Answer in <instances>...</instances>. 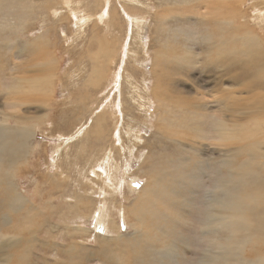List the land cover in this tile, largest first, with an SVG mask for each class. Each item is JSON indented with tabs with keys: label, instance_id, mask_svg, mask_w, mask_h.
<instances>
[{
	"label": "rangeland",
	"instance_id": "rangeland-1",
	"mask_svg": "<svg viewBox=\"0 0 264 264\" xmlns=\"http://www.w3.org/2000/svg\"><path fill=\"white\" fill-rule=\"evenodd\" d=\"M218 15L240 27L224 33ZM211 31L231 38L228 56L247 32L264 40V0H0L2 138L34 133L28 149L0 154V264H200L219 258L217 244L237 249L226 264H264V229L246 236L242 213L205 232L218 215L209 197L264 223V73L252 89L232 82ZM31 78L47 96L16 104ZM242 132L252 138L226 142Z\"/></svg>",
	"mask_w": 264,
	"mask_h": 264
},
{
	"label": "bare ground",
	"instance_id": "bare-ground-1",
	"mask_svg": "<svg viewBox=\"0 0 264 264\" xmlns=\"http://www.w3.org/2000/svg\"><path fill=\"white\" fill-rule=\"evenodd\" d=\"M239 5V8H242V5H240V4H238ZM221 8V9H220ZM236 8L237 7H232V12H229L230 13V16H232L234 19H236L237 18V21H241L244 17H243V15H244V13H240L238 10H239V8H237V10H236ZM256 9V8H255ZM222 10H223V8L222 7H219V6H214L213 7V14L214 15H217L218 13H220L221 12V14H223V12H222ZM257 10H258V8H257ZM130 15V14H129ZM141 16V15H140ZM139 16V17H140ZM221 19L220 20H215L214 21V23H215V26L217 27V28H219V29H221V30H223V32L225 33L229 28H231V27H236V26H239L240 27V24H236V22L235 21H232V20H227L226 18H224V15H218ZM263 16V15H262ZM261 17V16H260ZM259 19V18H258ZM252 20V19H251ZM255 20V19H254ZM87 21L88 20H83L82 21V24L81 25H84V24H86L87 23ZM134 21L136 22V23H138V24H140V20H139V18L138 17H136V18H134ZM133 22V21H132ZM142 24V23H141ZM224 24H226V26H224ZM133 27H134V25H133ZM246 28V27H245ZM112 29V28H111ZM113 30V29H112ZM230 30V29H229ZM239 30V29H238ZM246 30V29H245ZM248 31V30H247ZM251 31V30H250ZM221 33V32H220ZM219 33V34H220ZM256 33V32H255ZM259 34V33H258ZM218 36V34H216L215 33V31H211V33L209 34V39L207 40L208 41V44H209V46H210V50L213 52V51H216L217 52V55L219 56V58L216 60V65L217 66H219L220 67V65H219V63H220V58L221 57H223V59L225 60V62H224V64H221V67H222V65H223V67H225V74H226V76L227 75H230V77H228V78H231L233 81L232 82H234L235 84H238L239 83V81L243 78V77H245V79L247 80V82H250V83H252V85L251 86H249L250 88L253 86V83H255L254 82V80H256V79H259V77L261 76V74L262 73H264V72H262L261 71V73H260V70H263L264 71V40L263 39H260V37H258L257 35H255L254 34V32L252 33V32H247V34H246V38H248L249 39V41H244V42H242L241 43V48L240 49H238L239 51H233L232 52V56H228L226 53H223V50L226 48V47H230V45L232 44V42H230L229 44H227L226 42L229 40L230 41V39H227V41H225V39L224 38H221V39H216V37ZM262 36V35H261ZM263 38H264V36H263ZM232 47V46H231ZM235 47H237L236 46V44H235ZM231 49V48H230ZM235 49V48H234ZM233 49V50H234ZM243 50H245V51H247L248 52V54L245 56L243 53H242V51ZM225 51V50H224ZM230 52V51H229ZM130 53V52H129ZM231 53V52H230ZM132 56V55H131ZM39 57V56H38ZM37 58V57H36ZM45 60V59H44ZM159 61V60H158ZM157 63V62H156ZM44 65H46V64H44ZM157 65V64H156ZM220 67V68H221ZM242 68H244L243 70H242ZM223 71H224V69H222ZM239 71H242V74H239L238 72ZM155 72V71H154ZM39 73V72H38ZM104 75H103V74ZM101 73V75H100V77H99V80H98V82H93L94 83V85H96V86H100L101 85V83L102 82H104V81H102V80H105V73L104 72H102ZM107 74V73H106ZM158 74H159V72H158ZM36 76V75H35ZM159 75H157V74H155V77L158 79L159 77H158ZM223 75H219V77L220 78H222V79H224V77H222ZM95 78V77H94ZM117 78V77H116ZM261 78V77H260ZM93 80V79H92ZM116 80V79H115ZM114 80V81H115ZM158 80H160V78L158 79ZM158 80H156V81H158ZM164 80V79H163ZM253 80V82H251ZM29 81V80H28ZM101 81V82H100ZM113 81V82H114ZM161 81V80H160ZM25 82H27V81H24L23 82V84L25 83ZM243 82H244V79H243ZM91 83V82H90ZM92 83V84H93ZM160 83H162V82H160ZM160 83H159V85H160ZM30 84H31V86H30ZM30 84H29V86H27L26 88H28L27 90H25L24 92L22 91L23 89L21 88H19L18 90H20V93H19V97H17V96H15V99L13 100V101H15L16 102V104H18L17 102H22V101H27V99L29 100V98H27L26 97V94L28 93V94H30V93H35L36 95H38L39 97H41V99L42 98H45V96H47V94L45 93V91H43V89L44 88H40L41 87V85H40V83H38V81L37 82H35L34 81V79L33 78H31V80H30ZM157 84H158V82H157ZM93 85V86H94ZM162 85H164V84H162ZM242 85V84H241ZM248 85H250V84H248ZM254 85H256V84H254ZM260 85H261V83H260ZM264 85V84H263ZM95 87V86H94ZM264 87V86H263ZM173 88V87H172ZM249 88V89H250ZM256 88H258V87H256ZM260 88H262V86H260ZM259 88V89H260ZM96 89V88H95ZM177 89V88H176ZM252 89V88H251ZM263 89V88H262ZM174 90V89H173ZM159 91V90H158ZM256 91V90H255ZM87 92V91H86ZM154 92H156L157 93V91H154ZM181 92V91H180ZM41 93H43V96H42V94ZM90 93V92H89ZM159 94V93H158ZM18 95V94H17ZM36 95H34V97H37ZM161 95H163V94H161ZM82 96H83V98H82ZM81 96V98L82 99H84V98H86L87 99V95L86 94H84V95H82ZM159 97H160V95H159ZM162 97V96H161ZM169 97V96H168ZM177 97H179L178 95H177ZM33 98V97H32ZM48 98V97H47ZM164 98V97H163ZM161 99V98H160ZM34 100V98L32 99V101ZM85 101V100H84ZM164 101V100H163ZM169 101V100H168ZM172 101V100H171ZM176 101V100H175ZM174 101V102H175ZM31 102V101H30ZM166 102V101H165ZM181 102H182V100H181ZM27 103H28V101H27ZM169 103V105H170V102H168ZM176 103V102H175ZM178 103H179V100H178ZM30 104V103H29ZM177 104V103H176ZM184 104H185V102H184ZM117 105V104H116ZM186 105V104H185ZM189 105V104H188ZM178 107L180 108V106L178 105ZM18 109V108H17ZM112 109V107L110 108V110ZM110 112V111H109ZM114 113V112H113ZM100 114V113H99ZM115 114V113H114ZM113 114V115H114ZM6 115V114H5ZM97 116V115H96ZM115 116V115H114ZM129 116V115H128ZM11 116H5V119L1 122V123H3L2 125H0V154L2 153V152H5V151H7L10 155H13V154H15V153H19V152H21V151H23V150H26V149H28V139H30L32 136H33V131L32 130H30V129H33V128H31V127H24V128H20V130L19 131H25V132H23V133H21V132H18V134H17V136L14 138V141H13V143H8L5 139H3L2 137H3V132L4 131H9L10 129H11V127H10V121H9V118H10ZM17 118H19V117H17ZM20 119V118H19ZM248 119V118H247ZM97 120H98V118H97ZM93 121H94V119H93ZM223 122V121H222ZM221 121H220V126H221V128H222V130L223 131H221V135H222V133L224 132V133H227V129L225 128V127H223L224 126V124L222 123ZM96 123V122H95ZM104 123V122H103ZM161 123V122H160ZM159 123V124H160ZM5 124V125H4ZM263 124H264V122H263ZM101 125H102V123H101ZM180 125V124H179ZM100 127V126H99ZM162 128L164 129L165 128V126H162ZM166 128H169V126H167ZM181 129H184V127L183 128H181ZM187 129H189L188 131H190V128L188 127ZM100 130V129H99ZM174 130V129H173ZM186 130V129H185ZM185 130H181V131H183V133L181 132V133H179V134H182V136H183V138L181 139H176L177 141H179V142H183V141H189L190 143L192 142L190 139H188L189 138V135L188 134H190V133H192V132H188V131H185ZM170 131V130H169ZM168 130H167V132H169ZM175 131V130H174ZM249 131V130H248ZM164 132V131H163ZM239 132V131H238ZM251 132V131H250ZM170 133H172V132H170ZM166 134H169V133H166ZM165 134V135H166ZM174 134V136L172 135V134H170L171 136H173V137H177L179 134H176V132H174L173 133ZM238 133H232V134H230V135H228L227 136V138H226V142L227 141H233L234 140V142L235 143H238L239 142V145H240V143H241V141H243L245 138L246 139H250V138H252L249 134H247V135H245V132H242V133H239L238 135H240V136H238L237 135ZM253 136H254V134H252ZM87 136V135H86ZM85 136V137H86ZM170 137V136H169ZM179 137H180V135H179ZM178 137V138H179ZM171 138V137H170ZM193 138V137H192ZM244 138V139H243ZM83 139V138H82ZM85 139V138H84ZM243 139V140H242ZM241 140V141H240ZM19 141H21V143H19ZM225 142V143H226ZM248 143V142H247ZM245 146H248V145H245ZM245 148V147H244ZM242 149H243V145H242ZM246 149V148H245ZM246 151H247V149H246ZM9 157V156H8ZM17 157V156H16ZM107 158H108V156H107ZM105 160V159H104ZM104 160L100 163V165H102L103 164V162H104ZM110 160H107L106 162H105V164H108L109 165V162ZM14 162V161H13ZM109 162V163H108ZM170 163V162H169ZM172 163V162H171ZM112 164V163H111ZM242 165H244V164H242ZM250 166H251V163H250ZM118 167V166H117ZM109 169V171H110V167L108 168ZM112 169V168H111ZM113 170V169H112ZM114 171V170H113ZM168 172V171H167ZM168 174V173H167ZM0 175H1V173H0ZM164 175V174H163ZM155 179H156V177H155ZM117 180V179H116ZM163 181V180H162ZM112 182V181H111ZM6 184V186L8 187V189L10 188V186H12V187H15L16 185L11 181V183H5ZM112 184H113V182H112ZM109 185H110V183H109ZM11 189V188H10ZM16 189V188H15ZM15 189H13V190H11V192H13ZM239 190V189H238ZM237 191V190H236ZM151 193V192H150ZM161 193V192H160ZM234 193H236V192H234ZM22 194V193H21ZM20 193L19 194H17V199L18 200H20V201H22L21 200V198H24L22 195H21ZM240 193H238V195H239ZM234 195V194H233ZM237 195V196H238ZM234 196H236V195H234ZM233 196V197H234ZM240 196L241 195H239V198H240ZM211 200H208V203H209V205H210V207L213 209V210H215V211H217L218 212V215H217V217H215V218H213L212 216H209V218H208V221H207V226H209V229H207V228H205V232L208 234L209 232H217L221 227H223V228H225V229H227V226H229V225H231V224H229V223H227L226 221H225V217H228V216H231V215H234V214H239V213H242V215H243V220H244V229H245V235L246 236H252L253 235V233L250 231V229H264V223L263 222H261V221H247L248 219L246 218V216H245V214H244V209L243 208H241L240 209V207H239V201L237 200L238 198L236 197L235 199L238 201V204L235 202V200L234 199H229V198H217V197H214V198H211V197H209ZM148 198L147 197H145L144 196V201L143 200H141L142 201V204L140 205V207H138V208H140L142 211H144V209L146 208V204L150 201H148L147 200ZM82 200H83V198H82ZM19 203V202H18ZM80 203V202H79ZM141 203V202H140ZM169 203V202H168ZM192 203V202H191ZM170 204V203H169ZM253 204V203H252ZM251 205V204H250ZM257 205V204H256ZM148 207V206H147ZM243 207H245V206H243ZM250 207V206H249ZM264 207V206H263ZM246 208V207H245ZM248 208V207H247ZM141 210H140V213H141ZM157 211V210H156ZM228 212H230L231 214H228ZM246 212V211H245ZM264 216V215H263ZM111 220V219H110ZM117 227V226H116ZM235 229L236 230H238V231H243V229L239 226V225H237L236 227H235ZM86 230V229H85ZM216 234H218V233H216ZM170 235V234H169ZM244 235V236H245ZM220 236V235H219ZM121 237V236H120ZM171 239V238H170ZM170 243V242H169ZM168 243V244H169ZM218 245V248H219V250L221 251L220 252V254H219V258H215L214 257V255H215V253L213 252H211V251H207L208 253L207 254H205V256H204V258L202 259V261H201V263L200 264H216L218 261H222L223 263H228L229 262V259L226 257V254L227 253H229V252H235L236 253V250L237 249H229L228 248V246L225 244H217ZM175 247V246H174ZM174 247H172V248H169V249H167V250H165V251H162V250H160L161 252V254L162 255H164V254H166V253H170V255H169V257H174L173 256V251H175V249H177L176 247L174 248ZM244 248H242V250H243ZM157 254H160L159 253V251L158 252H156ZM237 255H238V253H236ZM260 264V263H259Z\"/></svg>",
	"mask_w": 264,
	"mask_h": 264
}]
</instances>
